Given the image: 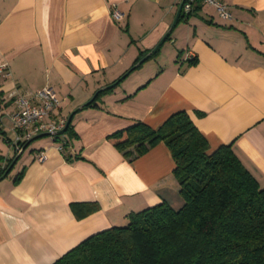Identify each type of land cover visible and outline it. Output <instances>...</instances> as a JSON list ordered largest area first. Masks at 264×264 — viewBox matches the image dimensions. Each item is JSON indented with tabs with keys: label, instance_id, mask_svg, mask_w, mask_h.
Instances as JSON below:
<instances>
[{
	"label": "crops",
	"instance_id": "1",
	"mask_svg": "<svg viewBox=\"0 0 264 264\" xmlns=\"http://www.w3.org/2000/svg\"><path fill=\"white\" fill-rule=\"evenodd\" d=\"M224 1L230 20L177 0H0V115L14 93L49 84L70 116L62 151L38 133L0 177V264H50L130 212L182 204L163 142L129 161L108 138L137 121L158 128L185 110L211 150L231 144L264 185V0ZM13 134L0 123V165ZM82 202L98 206L77 217Z\"/></svg>",
	"mask_w": 264,
	"mask_h": 264
},
{
	"label": "trees",
	"instance_id": "2",
	"mask_svg": "<svg viewBox=\"0 0 264 264\" xmlns=\"http://www.w3.org/2000/svg\"><path fill=\"white\" fill-rule=\"evenodd\" d=\"M108 138L129 161L163 142L182 204L175 208L162 200L130 212L124 224L87 236L50 264H264V185L231 144L211 150L185 110L158 128L137 121ZM14 157L0 165V177ZM71 206L82 217L98 205Z\"/></svg>",
	"mask_w": 264,
	"mask_h": 264
},
{
	"label": "built area",
	"instance_id": "3",
	"mask_svg": "<svg viewBox=\"0 0 264 264\" xmlns=\"http://www.w3.org/2000/svg\"><path fill=\"white\" fill-rule=\"evenodd\" d=\"M177 2L186 14L192 12L198 4H202L212 6L217 15L223 20L232 18L229 6L224 0H177ZM110 15L115 21H120L123 18V12L116 5L112 7ZM0 74L4 76L10 74L7 62H0ZM12 96L15 109L1 114L0 123L5 124L6 121L9 129L14 133L8 140L13 156L20 154L23 151L24 144L34 135L43 132L50 135L57 143L55 145L56 149L62 151L63 142H59V133L65 127L67 118L56 113L61 100L55 88L46 84L24 93L16 92ZM36 158L39 161L45 160V152L43 150L39 151Z\"/></svg>",
	"mask_w": 264,
	"mask_h": 264
},
{
	"label": "water",
	"instance_id": "4",
	"mask_svg": "<svg viewBox=\"0 0 264 264\" xmlns=\"http://www.w3.org/2000/svg\"><path fill=\"white\" fill-rule=\"evenodd\" d=\"M180 10H181V5H179L178 12H179ZM141 60H142V58L140 59V61H141ZM69 120H70V116H69V118H68V120H67L66 125L68 124ZM66 125H65V126H66ZM64 128H65V127H64ZM64 128H63V129H64Z\"/></svg>",
	"mask_w": 264,
	"mask_h": 264
}]
</instances>
